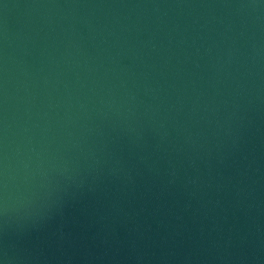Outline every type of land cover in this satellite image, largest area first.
I'll return each instance as SVG.
<instances>
[{
  "label": "water",
  "instance_id": "95a60500",
  "mask_svg": "<svg viewBox=\"0 0 264 264\" xmlns=\"http://www.w3.org/2000/svg\"><path fill=\"white\" fill-rule=\"evenodd\" d=\"M0 264H264V0H0Z\"/></svg>",
  "mask_w": 264,
  "mask_h": 264
}]
</instances>
